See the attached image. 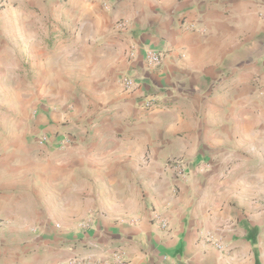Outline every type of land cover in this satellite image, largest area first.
<instances>
[{"label":"crops","instance_id":"obj_1","mask_svg":"<svg viewBox=\"0 0 264 264\" xmlns=\"http://www.w3.org/2000/svg\"><path fill=\"white\" fill-rule=\"evenodd\" d=\"M0 2V264H264V0Z\"/></svg>","mask_w":264,"mask_h":264},{"label":"built area","instance_id":"obj_2","mask_svg":"<svg viewBox=\"0 0 264 264\" xmlns=\"http://www.w3.org/2000/svg\"><path fill=\"white\" fill-rule=\"evenodd\" d=\"M101 2L103 3L104 6L106 5V0H101ZM1 7H2V3L0 2V8ZM119 26H121V23L117 24V27H119ZM161 59H162L161 56L156 52H153L150 50L148 52H146V62L150 66L158 65L160 63ZM120 83H121L123 90L126 92H133L137 87L136 82L132 78H129V77H123L120 80ZM152 103H153L152 100L145 101L143 103V107L144 108H150ZM48 142H49V140L45 135L40 136L37 140V143L39 145H41V144L49 145L50 142L49 143ZM68 142H69L68 140H65L64 138H62L60 143H58V147L60 149H63ZM171 169H172L174 176L181 178V179L186 178V176H185L186 175L185 164H184L183 160H181V159L180 160H178V159L171 160ZM154 220H155V223L161 229L167 228V223L163 218L155 217ZM205 240L209 243H212L217 249H219L221 251L224 250L223 245L219 242L214 241L211 236L206 235ZM123 256H124L123 251L115 249L113 252L110 253L109 260L107 262L103 263L104 261L103 262L99 261L98 263L99 264H123Z\"/></svg>","mask_w":264,"mask_h":264}]
</instances>
